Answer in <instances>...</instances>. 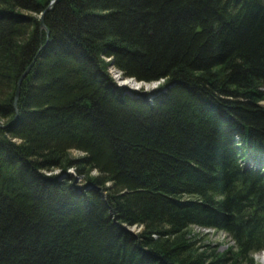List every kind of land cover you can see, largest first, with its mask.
Instances as JSON below:
<instances>
[{"label":"trees","instance_id":"1","mask_svg":"<svg viewBox=\"0 0 264 264\" xmlns=\"http://www.w3.org/2000/svg\"><path fill=\"white\" fill-rule=\"evenodd\" d=\"M51 1L0 0V264H254L264 0Z\"/></svg>","mask_w":264,"mask_h":264},{"label":"rangeland","instance_id":"2","mask_svg":"<svg viewBox=\"0 0 264 264\" xmlns=\"http://www.w3.org/2000/svg\"><path fill=\"white\" fill-rule=\"evenodd\" d=\"M40 18V16H39ZM108 70H111L113 72V68L109 67ZM115 70V69H114ZM160 81H156L153 83H147L151 84L152 88L146 89L144 86H140L136 91H149L153 89L155 86L158 85ZM144 83V82H142ZM127 87V86H126ZM128 88V87H127ZM261 104L264 105V100L260 102ZM71 156L73 158H79L81 156V153L76 150H71L70 151ZM60 170H55L52 174L54 173L59 174ZM65 172H74L73 168H67ZM44 173V172H43ZM46 173V172H45ZM74 174V173H72ZM91 174L95 175L94 171H91ZM76 182H81V177L79 175H76L75 178ZM132 232H138L140 230V227H130L129 228ZM190 234L193 236L195 239V244L194 246H197L199 251L201 250H206V251H211L214 250L215 252H223L227 249V247L231 246L233 243L230 240V238L225 234L223 231H218L214 230L212 228H203L199 226H191L189 228ZM252 258L254 261V264H264V250L256 252L252 254Z\"/></svg>","mask_w":264,"mask_h":264},{"label":"water","instance_id":"3","mask_svg":"<svg viewBox=\"0 0 264 264\" xmlns=\"http://www.w3.org/2000/svg\"><path fill=\"white\" fill-rule=\"evenodd\" d=\"M55 1H56V0L51 1V2L49 3V5L47 6L46 9L50 8V6H51ZM39 24H40V25H39L40 28L43 29V30L46 32V29H45V27H44V25H43V23H42L41 18H40V23H39ZM46 34H47V32H46ZM29 67H30V66H28V67L24 70V72L20 75V77H19L18 80H17L13 105L15 104V101H16V97H17V93H18V86H19V84H20V81L22 80V78H23V77L26 75V73L28 72ZM108 72H109V74L111 75L112 79H113V80L116 82V84L119 85V86H123V87L127 88L126 85L123 84V82H125V81H129V80H131V81H132L133 83H135V84L141 83V82H136V81H135L134 79H132V78H125V77L120 76V73H119L117 70H114V69H113V72H112L111 70H108ZM127 89L136 92L135 89H131V88H129V87H128ZM152 90H153V89H151L150 92H151ZM144 92H149V91H144ZM129 230H130V229H129ZM130 231H131V230H130Z\"/></svg>","mask_w":264,"mask_h":264},{"label":"bare ground","instance_id":"4","mask_svg":"<svg viewBox=\"0 0 264 264\" xmlns=\"http://www.w3.org/2000/svg\"><path fill=\"white\" fill-rule=\"evenodd\" d=\"M40 18H41V20L43 19V13L40 14ZM40 18H39V20H40ZM123 84L126 85L127 87H129L131 89H135V90H137L140 86H144L146 89L152 88L151 84L142 83V82L138 83V84H135L131 80L125 81V82H123Z\"/></svg>","mask_w":264,"mask_h":264}]
</instances>
